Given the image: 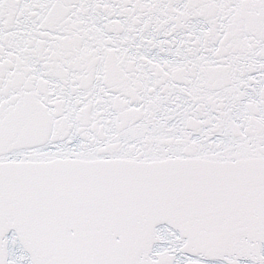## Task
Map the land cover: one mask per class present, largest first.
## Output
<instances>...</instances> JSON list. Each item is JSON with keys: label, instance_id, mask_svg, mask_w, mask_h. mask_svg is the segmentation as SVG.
Returning <instances> with one entry per match:
<instances>
[{"label": "snow or ice", "instance_id": "snow-or-ice-1", "mask_svg": "<svg viewBox=\"0 0 264 264\" xmlns=\"http://www.w3.org/2000/svg\"><path fill=\"white\" fill-rule=\"evenodd\" d=\"M0 264H264V0H0Z\"/></svg>", "mask_w": 264, "mask_h": 264}]
</instances>
